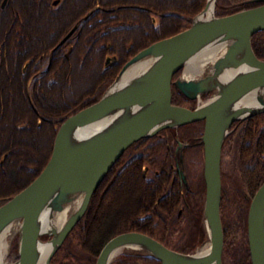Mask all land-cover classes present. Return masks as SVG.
Returning <instances> with one entry per match:
<instances>
[{
  "label": "trees",
  "instance_id": "16d2710c",
  "mask_svg": "<svg viewBox=\"0 0 264 264\" xmlns=\"http://www.w3.org/2000/svg\"><path fill=\"white\" fill-rule=\"evenodd\" d=\"M52 1L6 0L2 7L0 0V175L10 180L9 186L0 191V205L43 169L63 120L97 101L129 58L151 43L187 28L206 5V0H189L177 6L168 3L171 0H59L56 5ZM261 3L217 0L214 15L224 16ZM95 5L100 8L81 20ZM40 18L49 26L34 36ZM78 20L74 32L53 50ZM250 41L256 57L264 60V30L254 33ZM110 57L115 60L106 63ZM84 72L91 82L80 89L78 79ZM171 92L174 104L181 94L175 88ZM57 100V105L52 104ZM178 128L180 140L189 145L183 148L182 167L187 191L172 170L171 154L165 159L162 156L165 139L173 140L174 129H162L138 139L105 174L84 215L49 264H95L103 244L126 231L145 233L181 253L194 252L207 240L199 141L203 121ZM31 140L39 148L42 146L41 152H31ZM220 163L222 264H251L246 215L251 196L264 182V112L237 121L236 128L223 141ZM144 165L149 169L145 176ZM127 172L133 173L143 189L131 211L114 206L116 185ZM10 249L17 251V236ZM110 264L160 262L143 250L130 249Z\"/></svg>",
  "mask_w": 264,
  "mask_h": 264
},
{
  "label": "water",
  "instance_id": "95a60500",
  "mask_svg": "<svg viewBox=\"0 0 264 264\" xmlns=\"http://www.w3.org/2000/svg\"><path fill=\"white\" fill-rule=\"evenodd\" d=\"M59 0H53V5ZM255 7L224 16L209 18L196 15L190 26L157 40L139 50L121 67L114 81L100 98L62 121L53 148L41 172L20 191L0 205V233L12 222L18 223L17 260L14 264H37L38 243L49 244L50 251L41 264H49L55 251L74 225L84 215L90 197L105 174L126 148L140 138L162 129L177 128L203 120L199 141L203 147V179L205 185L203 220L209 242L208 251L199 254L169 249L153 237L128 231L109 238L100 249L95 264H110L123 249L143 250L160 264H222L223 231L219 204L221 198V148L230 125L237 120L264 112V60L256 57L251 36L264 30V0ZM6 0H2L1 6ZM95 8L90 9L82 19ZM81 19V20H82ZM65 34L59 46L76 29ZM211 44H225L224 52L210 61L202 77L184 80L186 62L199 50ZM149 59V67L126 85L111 91L119 75L131 64ZM115 57L106 59V63ZM181 73L172 81V76ZM230 72V73H229ZM226 73V78L222 75ZM222 77L221 81L219 78ZM171 83L187 98L214 92L213 97L193 109L171 103ZM256 93L262 105L250 109L241 103L247 94ZM234 106L237 110L233 109ZM247 109V113L239 116ZM116 114L109 125L80 136L78 131L108 115ZM188 143L179 142V147ZM179 160L182 161L180 153ZM186 185L185 175L179 170ZM80 198L78 207L67 217L60 229L43 230L40 217L45 210L51 214L62 211ZM47 235V240L41 236ZM247 245L251 264H264V182L253 194L246 215ZM0 264H2L0 262Z\"/></svg>",
  "mask_w": 264,
  "mask_h": 264
},
{
  "label": "bare ground",
  "instance_id": "6f19581e",
  "mask_svg": "<svg viewBox=\"0 0 264 264\" xmlns=\"http://www.w3.org/2000/svg\"><path fill=\"white\" fill-rule=\"evenodd\" d=\"M213 2L214 0H208V4L206 9L202 12V14H200L198 16L199 19H203V18H209L211 16L212 13V9H213ZM2 4V3H1ZM53 4V1H52ZM4 6V5H3ZM2 6V7H3ZM96 6V5H95ZM94 6V7H95ZM93 7V8H94ZM99 5H98V9H99ZM97 9V8H95ZM94 9V10H95ZM93 10V11H94ZM92 11V12H93ZM91 12V13H92ZM74 32V31H73ZM65 36V35H64ZM63 36V37H64ZM62 37V38H63ZM61 38V39H62ZM61 41V40H60ZM59 41V42H60ZM58 42V43H59ZM57 43V44H58ZM57 44L55 45V47L53 48V50L59 48L63 42L57 46ZM225 50V44H211L209 46H205L203 49L199 50L196 54H194L185 64V68L183 70V75L182 78L184 80H188V79H196L197 77L200 78L203 75V72L205 71L206 67H208V65H210V61L214 60L217 56L221 55ZM67 52V51H66ZM68 53V52H67ZM66 54V53H65ZM67 55V54H66ZM150 65V60L149 59H143L140 60L136 63H133L131 65H129L117 78L115 84L111 87V91H114L124 85H126L129 81L132 80L133 77L137 76V75H141ZM230 73V72H229ZM227 74L224 73L222 75L223 78H226ZM222 77L219 78V80L221 81ZM176 79V78H175ZM174 79V80H175ZM173 81V80H172ZM261 93H264V89L261 90ZM256 93H250L247 94L243 99H241V103H244L245 105H247L250 109H256L261 107L262 105H260L257 101V99L255 98ZM235 110H237V108L234 106ZM247 109L245 111H243V113H240L239 116H243L247 113ZM115 116L116 114H111L108 115L107 117L103 118L102 120L94 123V124H90L88 126H86L85 128H83L82 130H79L78 133L80 136H88L91 133H94L96 131H98L99 129L105 127L106 125H109L113 122V120H115ZM55 137V136H54ZM54 141V139H53ZM182 141V140H181ZM189 146V145H188ZM187 147V146H185ZM52 148H53V144H52ZM203 149V148H202ZM126 150V149H125ZM52 151V149H51ZM51 154V153H50ZM119 159V158H118ZM221 164V163H220ZM147 167V166H146ZM144 167H142L143 169ZM148 168V167H147ZM221 170V169H220ZM41 172V171H40ZM203 175V174H202ZM221 176V175H220ZM222 184V183H221ZM182 185V184H181ZM186 186V185H185ZM222 188V186H221ZM183 189V188H182ZM20 191V190H19ZM182 191V190H181ZM222 191V190H221ZM184 194V193H182ZM185 197V195H184ZM183 197V198H184ZM186 199V198H185ZM190 200V199H189ZM221 200V199H220ZM79 201L80 198L73 200L72 202H70V204H68L62 211L60 212H56L51 214L48 210H45L41 217H40V223H41V227L43 230H48L49 228H54L55 230L60 229V227L63 225V223L65 222V220L67 219V217L78 207L79 205ZM184 201V199H183ZM190 202H192L190 200ZM189 202V203H190ZM187 203V202H186ZM185 203V204H186ZM192 205V204H191ZM184 206V205H183ZM188 206V205H187ZM194 207V205H192ZM191 208V207H190ZM185 209V208H183ZM187 209V208H186ZM220 209V207H219ZM190 210V209H189ZM180 211V210H179ZM220 211V210H219ZM18 228V223L17 222H12L11 224H9L1 233H0V262L2 264H4L2 262V256L4 254V252L6 253L7 247H8V239L11 238L14 233L16 232ZM207 234V233H206ZM208 241V238L207 240ZM104 245V244H103ZM208 247H209V242H207V245L204 247L203 249H201V251H199V254H205L208 251ZM124 250H130V249H123L122 252ZM50 251V246L49 244H44V243H38L37 245V258H36V263L37 264H41L45 261L46 256L48 255ZM198 251V250H197ZM120 255V254H119ZM118 255V256H119Z\"/></svg>",
  "mask_w": 264,
  "mask_h": 264
},
{
  "label": "rangeland",
  "instance_id": "374dc122",
  "mask_svg": "<svg viewBox=\"0 0 264 264\" xmlns=\"http://www.w3.org/2000/svg\"><path fill=\"white\" fill-rule=\"evenodd\" d=\"M189 0H171L168 3L171 2L172 5H180L179 3H183ZM217 1V0H216ZM207 2V0H206ZM204 9V8H203ZM202 9V10H203ZM171 11H176V8H171ZM201 10V11H202ZM200 13V12H199ZM198 13V14H199ZM197 14V15H198ZM196 16V15H195ZM82 19V18H81ZM80 20H78L76 23H79ZM37 31L33 32L34 36H38L42 30H45L46 27L49 26V23L46 21H43L42 18L38 19L37 21ZM56 26H60L59 23L56 24ZM190 26V25H189ZM188 26V27H189ZM187 27V28H188ZM186 29V28H185ZM184 30V29H183ZM120 71V70H119ZM181 73V72H180ZM117 76V75H116ZM116 78V77H115ZM114 81V80H113ZM91 82V79L88 76V73L84 72V76L81 77L80 79H78V86L80 89H84L87 88L89 86V83ZM107 89V88H106ZM57 101H53L52 104L57 105ZM245 119V118H244ZM243 120V119H242ZM32 144L29 146V149L32 151H37V153L42 150V146L40 145L39 148V144H37L36 141L31 140ZM132 172V171H131ZM131 172H127L128 174H126L124 176L123 179H121L118 183H117V188L114 191V206H116V209H119V207H127V210L129 209V211H131L133 209V207H135L136 203L138 202V199L140 197V195L143 193V189L142 187L139 185V182L137 181L136 178L133 177V173ZM10 180H8L7 178H5L4 176L0 175V191L3 190V188H6L7 186H9ZM255 193V191H254ZM253 193V194H254ZM253 196V195H252ZM251 196V198H252ZM138 198V199H137ZM250 198V199H251ZM249 206V205H248ZM115 208V207H114ZM248 210V209H247ZM17 231V230H16ZM128 232V231H126ZM123 233V232H121ZM117 235V234H116ZM17 236L16 232L14 233V235L8 239V247L6 250V253L4 252L3 256H2V262L4 264H13L14 261L16 260V254L17 252H12L10 247L11 244L13 242V239ZM43 236V235H42ZM247 236V235H246ZM49 238V237H48ZM42 239V238H41ZM42 240H47V239H42ZM208 241H205L203 244H201L200 246H198L195 251L199 252L201 251V249H203V246L205 247L207 245ZM105 244V243H104ZM102 248V247H101ZM198 250V251H197Z\"/></svg>",
  "mask_w": 264,
  "mask_h": 264
},
{
  "label": "flooded vegetation",
  "instance_id": "af4514ba",
  "mask_svg": "<svg viewBox=\"0 0 264 264\" xmlns=\"http://www.w3.org/2000/svg\"><path fill=\"white\" fill-rule=\"evenodd\" d=\"M56 5V4H55ZM69 50V49H68ZM68 52V51H67ZM68 54V53H66ZM175 78H173L172 80H174ZM172 88H175V91L176 92H179L181 94V96H179L178 98H176L175 100H173L174 104L175 105H179V106H184V107H187V108H190V109H193L194 107H196L197 105H201L203 103H205L206 101L210 100L213 95H214V92H207V93H201L197 98L195 99H190V98H187L186 96H184L175 86L173 83H171L170 85V92L172 90ZM171 101H172V92H171ZM262 112H259V113H256L254 115H258V114H261ZM253 116V115H252ZM251 117V116H249ZM248 118V117H247ZM242 120V119H241ZM203 121V120H202ZM239 121V120H237ZM237 121H234L231 125H230V128H229V133L230 131H233L236 126H237ZM260 121V120H259ZM174 129V135H173V140H169L168 138L165 139V151L162 153V156H163V159H165L167 157V154H171V156L173 157V164H172V170L174 172L177 173V178L180 179V181L182 182V185H184V188L185 190L187 191L188 189V184H187V181H186V186H185V183L183 182V179L181 177V174L179 173V170H181L183 172V148L185 146H182V147H179V142H186V141H181L180 140V133H179V128H173ZM228 133V134H229ZM188 143V142H186ZM203 148V147H202ZM124 153V152H123ZM122 153V154H123ZM180 153L182 154V161L179 160V156H180ZM202 161H203V149H202ZM120 165V164H119ZM147 165H144L143 169H142V172H143V176H145L147 173H149V169L146 167ZM156 172V171H155ZM184 174V173H183ZM186 178V177H185ZM182 207L183 206H180L178 208V212L180 213L181 210H182ZM180 210V211H179ZM171 249V248H169ZM173 250V249H172Z\"/></svg>",
  "mask_w": 264,
  "mask_h": 264
}]
</instances>
